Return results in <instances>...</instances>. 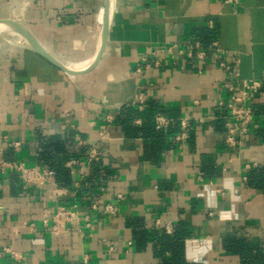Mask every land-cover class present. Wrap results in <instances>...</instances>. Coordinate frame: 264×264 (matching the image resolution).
Here are the masks:
<instances>
[{"label":"crops","instance_id":"obj_1","mask_svg":"<svg viewBox=\"0 0 264 264\" xmlns=\"http://www.w3.org/2000/svg\"><path fill=\"white\" fill-rule=\"evenodd\" d=\"M105 1L0 0V21L23 25L80 70L65 72L18 33L0 31V162L45 166L39 138H54L62 149L53 160L71 174L64 186L54 176L33 185L0 172V264H157L152 233L175 230L196 264H240L225 250L230 237L264 252V190L247 179L264 167V96L251 101L254 118L238 144L225 142L221 118L197 121L229 94L220 61L240 78H264V0H109L103 49L85 69L99 49ZM167 46L159 66L144 68L146 54ZM123 108L137 112L127 124L134 130L115 121ZM149 119L162 133L144 134ZM180 119L187 135L175 141ZM90 146L100 154L94 180L83 156ZM93 200L117 211L91 213L85 236ZM61 205H75L77 218L53 231L43 220Z\"/></svg>","mask_w":264,"mask_h":264},{"label":"built area","instance_id":"obj_2","mask_svg":"<svg viewBox=\"0 0 264 264\" xmlns=\"http://www.w3.org/2000/svg\"><path fill=\"white\" fill-rule=\"evenodd\" d=\"M224 3L237 5L239 0H222ZM173 46L160 48L159 50H152L143 58L144 68L150 66H159L160 57L165 51L169 52ZM218 67L224 70L230 82L226 85V90L229 92L227 98L220 99L215 105V114L207 118L200 117L198 122H203L207 119L221 118L223 120L225 142L229 145L240 143L244 135L247 133L250 124L254 118V110L251 105L255 95L264 96V78L262 79H243L239 77V73L235 70L232 64L220 61ZM141 67L138 66L137 71ZM139 108L144 106V101L141 95H138L137 102H134ZM156 123L159 126H164L165 121L162 117H157ZM180 126L182 131L176 133L173 138L175 141L183 140L187 135L188 124L185 119H180ZM87 162L99 161L100 154L96 146H90L85 152ZM75 160L69 162L70 165L74 164ZM10 171L15 173L21 182L25 184H42L51 179L53 171L49 168L42 167H25L22 163L16 161L0 162V172ZM77 184V183H76ZM99 190H103L100 187ZM117 211L116 206L106 203L102 207L99 202L93 200L89 203L88 212L83 216L84 224L82 234L88 236L91 233V213L94 214H109L114 215ZM53 221L52 230L56 231L59 227L67 222L77 218L76 206H58L51 210L49 217L43 220V224L47 225L48 219ZM168 229V227L166 228ZM15 257V255L13 254Z\"/></svg>","mask_w":264,"mask_h":264},{"label":"trees","instance_id":"obj_3","mask_svg":"<svg viewBox=\"0 0 264 264\" xmlns=\"http://www.w3.org/2000/svg\"><path fill=\"white\" fill-rule=\"evenodd\" d=\"M203 38V36H202ZM206 38V37H205ZM152 108L149 109V112ZM137 115V112L133 108H123L116 116L115 121L119 120L124 125H129L131 119ZM131 130H134V126H128ZM146 136L158 131L154 127L151 119H149L146 126L141 128ZM160 131V132H159ZM39 157L42 160L43 165L53 171L55 180L60 185L67 186L71 180V174L68 168L62 166L60 163H55L51 152L61 151L62 145L59 144L54 138H39ZM85 152L83 156L85 157ZM99 162L92 161V170L89 178H94L99 174ZM249 185L264 190V167H258L249 170L247 174ZM152 237L156 239L158 244H154L156 255L159 258L157 264H196L188 262L184 258L182 240L184 233L182 231L175 230L172 234L160 233L158 236L152 233ZM225 250L229 253H234L239 257L240 264H264V252L251 245L246 238L230 237L224 241Z\"/></svg>","mask_w":264,"mask_h":264},{"label":"water","instance_id":"obj_4","mask_svg":"<svg viewBox=\"0 0 264 264\" xmlns=\"http://www.w3.org/2000/svg\"><path fill=\"white\" fill-rule=\"evenodd\" d=\"M108 6H109V0H106L105 1L104 26H103L102 38H101V42L99 45V49L97 51L96 56L92 60V62L85 69L91 68L96 64V62L99 59V55L103 49L105 38H106V28H107V20H108ZM2 30H11V31H14V32L18 33L19 35H21L28 42V44L31 46V48L35 52H37L38 54L43 56L45 59H47L49 62H51L55 66L59 67L60 69L64 70L65 72L76 73V72L80 71V70L72 69V68H69V67L63 65L58 60H56L54 57H52L49 53H47L40 46V44L33 37V35L23 25L15 22V21H12V20H2V21H0V31H2Z\"/></svg>","mask_w":264,"mask_h":264},{"label":"clouds","instance_id":"obj_5","mask_svg":"<svg viewBox=\"0 0 264 264\" xmlns=\"http://www.w3.org/2000/svg\"><path fill=\"white\" fill-rule=\"evenodd\" d=\"M236 199H238V197H235ZM222 218H223V216H222Z\"/></svg>","mask_w":264,"mask_h":264}]
</instances>
